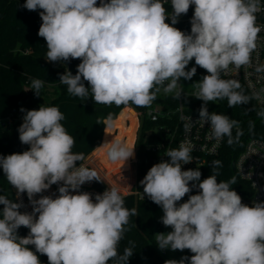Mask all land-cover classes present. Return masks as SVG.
Instances as JSON below:
<instances>
[{"label":"clouds","instance_id":"9594fccd","mask_svg":"<svg viewBox=\"0 0 264 264\" xmlns=\"http://www.w3.org/2000/svg\"><path fill=\"white\" fill-rule=\"evenodd\" d=\"M164 2L25 0L20 7L41 10L38 36L46 41L48 62L81 61L75 75L67 68L59 74V82L72 96L88 98L90 91L98 104L148 107L156 99L153 89L163 86L171 93L181 78L192 80L196 66L206 70L208 74L195 83L199 91L194 97L203 101L198 120L210 125L217 140L228 136L231 144L236 122L209 112L207 105L225 98L228 107L249 102L238 91L240 83L221 78V73L250 61L264 27L256 24V0H171V14ZM193 5L190 33L174 27ZM169 19L171 24L166 23ZM193 59L196 66L188 69ZM42 87L41 80L33 79L28 90L40 97ZM20 111L24 115L19 140L29 148L0 155V168L17 197L27 194L32 212H21V202L0 195V264H41L37 253L46 255L48 264H129L134 251L125 247L121 254L119 246L136 210L125 206L115 187L94 199L79 191L86 182L101 180L80 163L82 153L72 152L75 139L61 123L64 115L58 107ZM102 146L111 162L125 164L134 154V148L121 141ZM193 150L185 143L169 149L170 159L153 165L140 181L143 198L162 208L160 222L172 229L155 234L156 246L193 253L164 264H264V202L242 203L232 187L234 177L218 181L217 172L201 180L199 167L183 170L194 160ZM220 163L213 161V167ZM53 184L59 185L55 198H34ZM193 189L197 194L178 204ZM21 226L30 230L27 236L18 235Z\"/></svg>","mask_w":264,"mask_h":264},{"label":"trees","instance_id":"16d2710c","mask_svg":"<svg viewBox=\"0 0 264 264\" xmlns=\"http://www.w3.org/2000/svg\"><path fill=\"white\" fill-rule=\"evenodd\" d=\"M24 3L25 0H0V120L11 113L21 112V108L38 110L41 105L58 107L64 115V120L61 123L75 139L72 152L84 155V159L80 161L81 164L90 154L89 160L93 162L103 176L110 179V175L116 170V166L114 167L115 164L108 159L107 148L102 146L96 152H92L100 145L111 141H121L125 146H128L135 136L136 125L131 110L135 109L140 116L139 134L136 139V144L140 148L138 152L139 167L137 169V175H140V163L143 155L141 150L152 140L149 138L145 141L146 132L155 130L167 123L163 117L157 121L151 120L147 116V111L156 104L175 108L179 102L178 97L161 94L162 86H158V91L153 89L156 99L152 104L148 107H137L131 103L120 106L95 103L90 98V91L89 97L84 99L70 95L67 92V86L59 82V74L64 73L65 68H68L75 75L77 65L81 61L71 59L70 62L62 64L48 62L45 59L46 41L38 36V30L42 23L39 16L41 10L29 11L20 7ZM193 12L194 5L190 6L188 13L184 15L185 19L173 26L190 33V20ZM255 16L258 17L256 14ZM166 23L171 24L170 20H166ZM190 64L192 67L196 66L194 59ZM196 67V75L199 80L208 74L206 70L199 66ZM221 78L226 79L222 73ZM33 79L43 82V87L39 92L40 97H37L32 90H28ZM239 83L241 87L238 91L249 98L248 103L228 107L227 98L208 102L209 112L227 115L236 124L231 130V144L228 142L229 137L224 136L220 153L216 156L205 157L199 170L202 173L201 180L217 172L219 173L218 181L226 182L234 177L236 183L232 187L242 198L244 196L252 197L254 191L250 183L240 177L236 168V161L249 139L257 137L264 140V104L257 103L245 84ZM85 86H87V82H85ZM183 100L189 111L197 113L203 104V101L193 100L188 96H185ZM109 118L112 120L111 126H109V121L106 124ZM128 120L133 125L128 126ZM22 123L23 121H17L8 127H3L0 124V155L7 156L28 150L29 145H24L19 140L18 128ZM116 129H120L119 135H116ZM125 136H128L127 141L124 139ZM216 160L221 163L219 167L214 168L213 161ZM87 167L94 170L91 166ZM99 179L101 181L93 180V185L97 189H110L105 178L104 180L99 176ZM197 192L198 189H193L178 204L186 202L189 195L197 194ZM0 195L18 202L13 186L8 183L2 168H0ZM123 197L125 198V206L128 209L134 208L136 215L130 216L128 224L125 225V238L121 241L119 252L122 254L125 247L132 248L134 254L129 259V264H164L169 259L156 246L155 239V230L160 229L163 225L157 219L159 206L147 197L139 199L132 194ZM2 209L3 205H0V210ZM20 211L23 212L22 209ZM29 231V229L21 226L18 235L27 236ZM28 247L35 251L34 246L29 245ZM37 255L41 263H48L46 255L39 253ZM191 255L193 253L185 249L181 257H190ZM181 257L174 260H180Z\"/></svg>","mask_w":264,"mask_h":264},{"label":"built area","instance_id":"2783aa9c","mask_svg":"<svg viewBox=\"0 0 264 264\" xmlns=\"http://www.w3.org/2000/svg\"><path fill=\"white\" fill-rule=\"evenodd\" d=\"M256 5L257 11L255 14L258 16L256 17V24L258 26H264V0H256ZM164 7L168 14H171V0H165ZM184 19V15L179 17V21ZM255 43L256 47L250 53V61L248 64L240 66L239 68L230 65L225 72H222V75L227 80L234 79L245 84L257 103L264 104V27H262V30L258 33ZM198 91L199 89L197 87L192 92L181 93L178 96L179 102L175 108L164 106V109L160 110L159 108L163 105L156 104L148 109L147 116L151 120L157 121L163 117L167 120V123L152 130L150 136V138H152L151 142L142 148L141 151L143 155L142 162L140 163V175H137V169L139 167L138 152L140 148L136 147L134 136L131 147L134 148L135 157H130L132 165L129 176L130 179L128 183L125 182L122 188L124 190H119V192L121 191V195L132 194L139 199L146 198L147 196L143 198V187L140 185V181L153 165L161 161H168L170 158L166 156L167 151L169 149L178 148L181 143H185L194 149L191 152V156L194 160L191 163L183 165V170L196 169L198 167L200 169L204 163L205 157L216 156L220 153L224 143V137L217 140L212 135L210 125L199 121V113L189 111L183 100L185 96L193 100L197 99L194 96ZM23 115L22 112L11 113L1 119L0 124L3 127L11 126L17 121H23ZM136 115L139 116V113L137 112ZM190 118L192 119L190 120ZM186 125H188L187 128ZM82 164L85 167L91 166L95 170L86 160ZM236 168L240 177L248 181L254 191L252 197H242V203L252 206L253 202H264V140L257 137L249 139L244 150L237 158ZM119 187L121 188L120 185ZM13 191L17 201L23 204V207H21L22 211L31 213L32 206L28 200L27 194L24 193L17 197V190L14 187ZM79 191L90 193L94 199L96 194L103 193L105 190L97 189L93 185V181H91L82 185ZM58 194V187L52 185L50 189L44 191L42 194H37L34 198L39 199L41 195H49L55 198ZM72 194L77 193L73 192Z\"/></svg>","mask_w":264,"mask_h":264},{"label":"rangeland","instance_id":"374dc122","mask_svg":"<svg viewBox=\"0 0 264 264\" xmlns=\"http://www.w3.org/2000/svg\"><path fill=\"white\" fill-rule=\"evenodd\" d=\"M192 66H191V64L189 63V65H188V69H190ZM187 70V69H186ZM197 81H199V78H198V76L197 75H195L193 78H192V80H184L183 78H181V80H180V83H181V85H179L178 86V89L177 90H174L173 92H171V93H166L165 91H164V87L162 86L161 87V89H160V93L161 94H164V95H170V96H175V97H178L177 95H176V92L177 91H180L181 89H182V91H181V93H189V92H192V91H194L196 88H197V86H196V82ZM131 107V106H130ZM131 108H133V107H131ZM160 110H162V108L160 107L159 108ZM123 110V109H122ZM121 110V111H122ZM132 110V114H133V118L135 119V125H136V128H135V140L137 139V137H138V134H139V127H140V116H138V115H136V113H137V111L135 110V109H131ZM120 114V113H119ZM118 117V116H117ZM131 125H133V123L131 124V122L128 120V126H131ZM151 131L152 130H148L147 132H146V136H145V141H146V139H147V137H148V139L150 138V136H151ZM115 133H116V135H119V133H120V129H116V131H115ZM126 141H127V139H128V136H125V138H124ZM147 139V140H148ZM133 142V141H132ZM132 142H130V144L127 146V147H129V148H132L131 147V144H132ZM135 145H136V147H138L137 146V144H136V142H135ZM102 147V145H100V147L99 148H101ZM93 153V152H92ZM90 155V154H89ZM87 156L86 157V162L87 163H89V164H91L94 168H95V170H97L96 172L99 174V176H101L102 178H105L104 180L110 185V188H112V187H115V188H117L118 190H124V189H122L123 187H124V185H125V182L126 183H128V181H129V179H130V173H131V168H132V165H131V162H130V158L125 162V164L122 162V161H118V162H112L113 164H115L114 165V167L116 166V170H114L113 172H112V174L110 175V179H107L105 176H103L102 174H101V172H99V170L97 169V167L93 164V162L92 161H90L89 160V157L90 156ZM132 157H135V153L133 154V156ZM97 162V161H96ZM106 170H107V168H106ZM119 185L121 186V188L119 187ZM120 191V192H121ZM162 215H163V210H162V208L159 206L158 207V209H157V219L158 220H160V217H162ZM172 229L170 228V227H165L164 225H162V227L160 228V229H156L155 230V234L156 233H160V232H163V233H167V232H170ZM162 253H164V255L168 258V259H178V258H180L181 256H182V254H183V252L185 251H183V252H181L180 250H176V251H172V250H160Z\"/></svg>","mask_w":264,"mask_h":264},{"label":"water","instance_id":"95a60500","mask_svg":"<svg viewBox=\"0 0 264 264\" xmlns=\"http://www.w3.org/2000/svg\"><path fill=\"white\" fill-rule=\"evenodd\" d=\"M161 108L164 109V106H161ZM147 139H148V137H147ZM147 139H146V141H147ZM53 185L59 187V185H57V184H53Z\"/></svg>","mask_w":264,"mask_h":264},{"label":"crops","instance_id":"0c3cea01","mask_svg":"<svg viewBox=\"0 0 264 264\" xmlns=\"http://www.w3.org/2000/svg\"><path fill=\"white\" fill-rule=\"evenodd\" d=\"M108 121H109V120L106 121V124H107ZM111 121H112V120H111ZM98 149H99V147H98L96 150H94L93 153L96 152Z\"/></svg>","mask_w":264,"mask_h":264}]
</instances>
